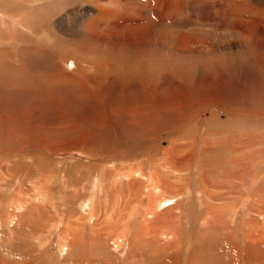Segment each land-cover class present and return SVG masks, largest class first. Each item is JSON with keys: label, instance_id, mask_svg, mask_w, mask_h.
I'll use <instances>...</instances> for the list:
<instances>
[{"label": "rangeland", "instance_id": "rangeland-1", "mask_svg": "<svg viewBox=\"0 0 264 264\" xmlns=\"http://www.w3.org/2000/svg\"><path fill=\"white\" fill-rule=\"evenodd\" d=\"M21 56L63 96L16 81ZM1 58L0 264H264V115L248 99L264 93V0H0ZM212 130L233 133L224 150ZM218 149H238L229 168L204 160ZM150 196L170 198L169 222L147 232Z\"/></svg>", "mask_w": 264, "mask_h": 264}, {"label": "bare ground", "instance_id": "bare-ground-1", "mask_svg": "<svg viewBox=\"0 0 264 264\" xmlns=\"http://www.w3.org/2000/svg\"><path fill=\"white\" fill-rule=\"evenodd\" d=\"M12 8H14V7H12ZM22 8V7H21ZM15 9V8H14ZM4 19V17H2L1 18V20H3ZM3 21H5V19L3 20ZM15 24H16V22H15ZM20 25V24H19ZM156 29V28H155ZM169 34V32H166V33H164V34H160V36L159 37H162V36H164V35H168ZM14 36V35H13ZM41 36V35H40ZM156 37V36H155ZM164 41V40H163ZM165 44V43H164ZM95 50V49H94ZM28 51V50H27ZM29 54V53H28ZM37 54V53H36ZM45 54V53H44ZM24 55V54H23ZM23 57H25V56H23ZM28 57V56H27ZM27 57H25V59H23L22 58V56H21V61H22V63H21V67H9V71H10V73L12 74V76H13V78L16 80V81H21V80H23L24 81V83H28V84H30V83H32V82H34V83H36V84H38V85H44V84H47L48 86L47 87H45V88H43V89H45V90H47V89H49L50 88V92L53 94V96H55V97H62L63 96V92H64V90H62V92L61 91H59V90H57L56 89V87L53 85H50L49 83H47V82H42V81H40V80H35L34 78H32V77H30V76H27V74H25V72H26V70H27V68L29 67V66H33L34 67V69H36V67H38L37 65H36V67H35V63H30L28 60H30L29 58L27 59ZM41 57V56H40ZM201 58H206V57H201ZM208 58V57H207ZM39 59H42V58H39ZM219 59L221 60V67H223L224 69H225V73H226V77H228V78H231L233 75V68H229V69H227V64H228V58L224 55H222V56H220L219 57ZM1 61H2V63L0 64V65H6V63H4L3 62V58H1L0 59ZM19 60V59H18ZM38 60V59H37ZM40 61V60H39ZM35 62H36V60H35ZM37 63V62H36ZM207 63V62H206ZM42 64V63H41ZM177 64H180V63H177ZM177 64L176 65H174L175 67H173V68H176L177 67ZM200 65V64H199ZM212 66V65H211ZM214 66V65H213ZM180 67H181V65H180ZM39 69V68H38ZM184 68H182V70H183ZM214 69L216 70V67H214ZM177 70V69H176ZM209 70H212L211 68L209 69ZM29 71V70H28ZM38 71V70H37ZM42 71V70H41ZM214 71V70H213ZM240 71H243V72H252V73H255V74H257L254 70H252L251 68H243V67H240ZM238 72L237 71V74H239V73H241V72ZM6 72H7V67H3V68H1L0 69V73L3 75V77H4V79H5V75H6ZM181 72V71H180ZM191 72V70L189 71V69L187 70V71H185L184 72V75H185V78L186 77H189L190 75H189V73ZM30 73H32L31 72V70H30ZM43 73V72H42ZM182 73V72H181ZM198 73H200V72H198ZM224 73V74H225ZM231 73V74H230ZM179 74V72L177 73V75ZM26 75V76H25ZM182 75H183V73H182ZM183 75V76H184ZM189 75V76H188ZM240 75V74H239ZM25 77V78H24ZM178 77H180V76H178ZM208 77V76H207ZM210 77V76H209ZM222 77V76H221ZM182 78H184V77H182ZM37 79V78H36ZM45 79V78H44ZM226 79V78H225ZM225 79H224V77H222V80H223V82H224V84H225V89H227V91H228V93L230 94L229 95V97H233L234 98V96L237 98V88H238V86L239 85H241V88H242V82H241V80L236 84V83H234L231 79V81H225ZM37 81L39 82V83H37ZM202 81V80H201ZM207 81H208V79H207ZM44 83V84H43ZM202 83H204V82H202ZM16 85V82L15 83H13V85ZM200 85V84H199ZM202 85V84H201ZM210 85H211V83H210ZM5 86H7L6 85V83H5ZM21 86V85H20ZM9 87V86H8ZM11 87V86H10ZM13 87V86H12ZM51 87H53V88H51ZM28 88V89H27ZM30 88L31 87H24V88H22V90H24V91H27V93H26V95H29L30 94V92H29V90H30ZM3 89H4V87H3ZM10 89H14V88H7V90H10ZM33 88H31V90H32ZM226 91V90H225ZM226 91V92H227ZM34 93V95H36V92H35V90L33 89L32 91H31V93ZM58 92V93H57ZM225 92V93H226ZM2 93H3V90H2ZM32 93V94H33ZM262 93V92H261ZM19 94V91L18 92H16V96ZM225 95V94H224ZM18 97V96H17ZM25 97H27V96H25ZM30 97V96H29ZM31 97H34V96H31ZM36 97V96H35ZM264 99V93L263 94H261L260 95V92L258 93V94H256V95H254V96H252V97H250V98H248L249 99V101H253L256 105H250V107H252V108H254V111L256 110V111H258L259 110V112L262 114V115H264V107H262V105L261 104H263L264 103V101H262V100H260V99ZM231 100V99H230ZM260 100V101H259ZM212 100L211 99H207V100H204V105L205 104H208L209 102H211ZM259 101V102H258ZM234 102V101H233ZM241 103H242V101H241ZM222 104H224L225 106H230L231 107V109L232 108H234L233 107V105H232V103H230V101H225V102H223V103H221V105ZM220 105V106H221ZM224 106V107H225ZM210 107V106H209ZM213 109H215V108H213ZM196 110H197V108H196ZM228 111V110H227ZM169 112V111H168ZM195 112V111H194ZM155 113H157L158 114V116H155L154 117V120H155V127H153V129L154 128H159V129H162V128H164V127H168V125H174L175 124V126L178 124L180 127L182 126V124L184 123V121H186V120H188V118H189V116H187L190 112H189V110L187 109V110H185V111H182V113L181 114H179L178 116H174V115H172L171 113H168L169 115L168 116H160V115H163L165 112H163V111H156ZM256 113V112H255ZM233 114V113H232ZM237 114V113H236ZM235 114V115H236ZM182 115H185V116H182ZM191 117V116H190ZM264 117V116H263ZM151 119V117L148 119V120H150ZM192 119V118H191ZM260 121V120H259ZM255 125H256V123H255ZM262 126V125H261ZM258 127H260V126H258ZM174 129V128H173ZM263 131V130H262ZM223 134V136H221L219 139H220V143H219V149H222V150H224V146H225V141H224V134L225 135H227V134H230V135H232L233 133H231V131H228V130H212V131H210V132H208V135H211V136H213V135H222ZM236 134V133H235ZM253 135L255 134V133H252ZM122 138L123 139H125V138H127V135H128V131L127 130H124L123 132H122ZM241 135V134H240ZM258 135V134H257ZM260 135V134H259ZM142 137V136H141ZM141 137H140V139L139 140H136V141H138L139 143H140V146H141V148L144 146V143L142 142V139H141ZM226 137V136H225ZM234 137V136H233ZM236 137V136H235ZM215 139H217V138H215ZM211 140H212V138H211ZM232 140V139H231ZM236 142V141H235ZM256 143V142H255ZM214 144V143H213ZM237 144V143H236ZM215 145V144H214ZM238 147H240V146H238ZM143 149H144V147H143ZM219 149L216 151V154H215V157L213 158V159H210V160H208V159H204L205 161H207V162H210V163H212V164H216V165H223V164H226L227 165V163H229L230 161H231V156H230V154H232V153H235L237 150L235 149V150H233V151H230V150H228V152H227V154L225 155V156H221V155H219ZM240 149V148H239ZM245 150V149H244ZM204 151V150H203ZM240 152V151H239ZM238 152V153H239ZM205 153V152H204ZM223 153V152H222ZM250 153V152H249ZM225 154V153H224ZM243 154V153H242ZM248 154V153H247ZM205 156H207V155H205ZM205 156H204V154H203V157L202 158H205ZM233 156V155H232ZM241 158V157H240ZM243 158H246V155H243ZM201 160V159H200ZM237 160V159H236ZM235 161V160H234ZM171 162V161H170ZM178 164H180V163H178ZM202 164V163H201ZM241 164V163H240ZM179 166V165H178ZM211 166V165H210ZM177 167V166H176ZM227 167H228V165H227ZM220 168V167H219ZM222 168V167H221ZM229 168V167H228ZM208 169V168H207ZM223 169V168H222ZM233 169V168H232ZM176 171V170H175ZM178 171V170H177ZM209 171V170H208ZM132 172V171H131ZM137 173H138V170L136 171ZM223 170H220V172H216L215 174H214V178H217V177H219V176H222L223 175ZM229 172H230V170H229ZM231 172H232V170H231ZM224 173H227L226 171L224 172ZM233 173V172H232ZM231 173V174H232ZM138 174H142V173H138ZM229 174V173H228ZM196 175V174H195ZM201 175V174H200ZM234 175V174H233ZM143 176H146V175H144L143 174ZM162 176V175H161ZM160 176V177H161ZM199 176V175H198ZM125 177H127V176H125ZM152 179L154 180V182H155V184L158 186L157 188H159L158 190H160V191H163L164 193H165V191H168V189L166 190V188H164V185H163V182H161V178L159 179V177H158V175L156 176L155 174H153L152 176ZM165 177V176H164ZM194 177V176H193ZM146 178H149V177H146ZM163 178V177H162ZM200 178H201V176H200ZM151 179V178H150ZM164 179V178H163ZM162 179V180H163ZM205 179H208L207 181H209V177L207 176V177H205V175L203 176V181L205 180ZM152 180V181H153ZM164 180H167V179H164ZM168 180H169V178H168ZM210 180H212V179H210ZM148 181V180H147ZM150 181V180H149ZM152 181H150V182H152ZM169 181H171V180H169ZM203 181L202 180H200V183L199 184H196V186L198 187V189H199V186H204V184H203ZM227 181V180H226ZM165 182V181H164ZM213 182V181H212ZM224 182H225V180H224ZM153 183V182H152ZM211 184V183H210ZM170 185V184H169ZM168 185V186H169ZM206 185V184H205ZM226 185V184H225ZM99 186V185H98ZM96 188H97V186H95ZM94 187V188H95ZM207 186H204V188H206ZM222 187H225V186H222ZM41 188V187H40ZM148 188H150V189H154L155 187H154V185H152V184H149V187ZM204 188H200L199 189V191L200 190H202L203 191V193L204 194H207V192L209 193L210 192V190H203ZM223 189V188H222ZM36 190H37V188H36ZM154 191V190H153ZM157 191V190H156ZM45 192V191H44ZM162 192V193H163ZM154 193H155V191H154ZM157 193V192H156ZM161 193V194H162ZM35 194V193H34ZM166 194V193H165ZM42 196L43 195V193L40 191V190H38L37 191V196ZM152 195V194H151ZM210 196V195H209ZM151 197V200H150V208H148V211H147V216L148 217H151V218H153V220L155 221V222H153L152 221V223L151 222H149V224H148V219H144V222L142 223V224H140L142 227H140L141 229L142 228H144V229H142L143 231L144 230H146L147 232H149V226H152V224H154V223H156V224H159V225H163L161 228H164L165 227V224H166V222L168 221L169 222V220H165V221H163L162 223H159L158 222V220H156V212L157 211H159V210H161V206L164 204V203H166V202H169L170 201V198H168V199H165V198H160V199H157L156 197H154V196H150ZM35 198V197H34ZM17 202V204H19V205H22V202H21V200H17V199H15V203ZM14 206V205H13ZM142 206V205H141ZM16 207V206H15ZM17 208V207H16ZM88 208V207H87ZM90 208V207H89ZM137 209V208H136ZM214 214H215V212H214ZM161 216H162V214H160ZM206 215L207 216H211V217H213V214H212V212L210 211V208L208 207V211H207V213H206ZM217 216V215H216ZM12 218V217H11ZM165 218V217H164ZM125 221V220H124ZM126 222V221H125ZM151 223V224H150ZM147 225V226H146ZM147 228H146V227ZM246 226V225H245ZM158 229H159V227H158ZM157 229V230H158ZM243 229V228H242ZM244 230H245V227H244ZM156 232H158V231H156ZM165 231H161V233H164ZM153 233H155V230H153L152 231V233L151 234H153ZM117 234V233H116ZM124 235V233L123 232H121V233H119V242H120V240H121V238H122V236ZM61 236V235H60ZM166 236V235H165ZM61 245V244H60ZM64 245V244H63ZM60 249V248H59Z\"/></svg>", "mask_w": 264, "mask_h": 264}, {"label": "crops", "instance_id": "crops-1", "mask_svg": "<svg viewBox=\"0 0 264 264\" xmlns=\"http://www.w3.org/2000/svg\"><path fill=\"white\" fill-rule=\"evenodd\" d=\"M142 224V223H141Z\"/></svg>", "mask_w": 264, "mask_h": 264}]
</instances>
